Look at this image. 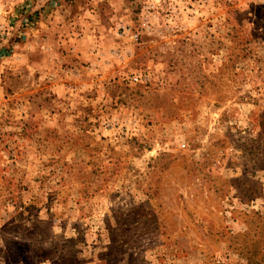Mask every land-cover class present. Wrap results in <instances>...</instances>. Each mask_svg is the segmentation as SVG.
Instances as JSON below:
<instances>
[{
    "label": "rangeland",
    "instance_id": "rangeland-1",
    "mask_svg": "<svg viewBox=\"0 0 264 264\" xmlns=\"http://www.w3.org/2000/svg\"><path fill=\"white\" fill-rule=\"evenodd\" d=\"M0 264H264V0H0Z\"/></svg>",
    "mask_w": 264,
    "mask_h": 264
},
{
    "label": "built area",
    "instance_id": "built-area-1",
    "mask_svg": "<svg viewBox=\"0 0 264 264\" xmlns=\"http://www.w3.org/2000/svg\"><path fill=\"white\" fill-rule=\"evenodd\" d=\"M134 37L137 38V34H134ZM133 79L137 80L138 78H137V76H134Z\"/></svg>",
    "mask_w": 264,
    "mask_h": 264
}]
</instances>
